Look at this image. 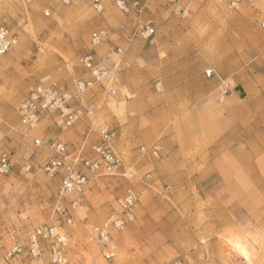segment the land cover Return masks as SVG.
<instances>
[{
	"label": "rangeland",
	"instance_id": "374dc122",
	"mask_svg": "<svg viewBox=\"0 0 264 264\" xmlns=\"http://www.w3.org/2000/svg\"><path fill=\"white\" fill-rule=\"evenodd\" d=\"M144 2L146 7L143 15L134 12L129 14L135 15L138 23L149 22L143 18L148 10V0ZM167 2L180 20L204 26L192 32L194 37L200 36L204 40L206 62L220 65L224 70L236 68L237 74L246 68L256 80L250 89V101L264 103V50L243 56L247 51V42H264V0L243 2L236 8L231 6L230 0ZM109 3L116 14L127 20L124 16L128 15L121 14L112 0H105L103 11L110 7ZM47 11L50 14L46 15ZM101 12L84 0H74L71 4H64L61 0H0V24L8 25L16 39L9 53L20 56L25 67L36 50L53 48L55 41L58 43L64 34L69 35L71 29L66 30L65 27L75 24V21H89L92 15ZM55 23L58 25L54 26ZM211 23H214L215 28L208 26ZM255 26L260 28L259 33L262 35L256 33ZM232 46L236 47L238 53L235 62L228 60ZM17 65L9 72L5 68L0 70V84L7 91H13L5 94L10 101L0 104V128L14 112L11 106L17 109L19 102L36 83L24 67ZM111 74L110 79L104 80L106 85L103 87L107 86L109 93V85L114 83L118 92L110 95L115 97L122 93V88L115 74ZM3 85H0L3 87L0 88L1 92L6 91ZM226 89L222 91L221 101L226 96ZM122 94L127 100L133 97L128 89ZM126 94L129 98L124 96ZM167 101L172 103L173 96L169 95ZM21 127V134L31 133L22 124ZM3 135L0 132V137ZM29 142L21 151L0 141V146L12 152L15 163L12 173L0 175V241L3 245L0 249V264H46V259L37 261L24 254L5 260L4 251L12 244V231L22 235L40 224L59 223L54 207L60 179L50 177L41 169V162L50 154L46 147L38 148L29 159L25 158L34 147ZM169 142H127L123 147L115 142L116 151L124 159L126 172L131 173L127 177L122 174H89V183L81 195L78 208L73 212V225L66 227L70 233L68 264H264V191L260 192L261 196L256 200L250 199L248 191L243 188H236L230 196L229 192L221 189L218 201L213 192L200 188L196 157H191L190 152L179 153L177 147L182 145L181 142L173 146ZM142 146L158 147V154L145 153L141 150ZM237 159L241 160L242 169L263 164L262 158ZM26 164L30 166L28 170ZM131 174L134 175L132 178ZM146 174L150 177L142 180ZM244 176L255 175L236 174L238 184L239 178ZM129 185H134L140 193L135 219L122 231H113L112 246L116 256L106 259L92 227L102 224L118 209L117 199ZM65 202L68 204V201ZM240 247L247 252L248 258L240 252Z\"/></svg>",
	"mask_w": 264,
	"mask_h": 264
},
{
	"label": "crops",
	"instance_id": "0c3cea01",
	"mask_svg": "<svg viewBox=\"0 0 264 264\" xmlns=\"http://www.w3.org/2000/svg\"><path fill=\"white\" fill-rule=\"evenodd\" d=\"M147 5L143 18L156 29L150 41L134 36L138 23L135 15L124 16L127 20H123L110 6L89 21H75L65 27L71 29L69 35L55 41L53 48L36 50L27 67L20 56L9 53L11 50L0 56V70L9 72L19 64L36 83L57 81L72 90L76 79L91 78L81 58L93 53L98 63L112 69L122 93L128 89L133 96L128 100L122 93L112 97L107 86H96L83 97V102L95 109L93 119H84L70 128L44 119L28 135L21 134L18 111L11 106L14 112L0 128L4 133L0 141L23 151L28 139L31 145L35 138L59 140L70 151L89 155L99 127L105 124L118 130L119 147L127 142L170 141L172 146L181 142L177 150L196 157L198 184L203 191L213 192L214 198H220L221 189L230 196L239 187L248 191L250 199L258 200L264 191V112L257 111H264V103L250 101V89L256 84L254 75L246 68L239 71L240 75L236 68L224 70L209 64L204 56V40L192 32L204 26L180 20L167 0H148ZM213 24L208 26L215 28ZM95 30L106 34L99 46L92 44ZM254 30L262 35L259 27ZM117 47L123 53L117 52ZM245 47L243 56H249V52L263 51L264 42H247ZM237 57L236 47L232 46L228 60L235 62ZM209 69L213 70L210 77L205 74ZM8 92L0 93V104L10 101L5 95ZM169 95L173 96L172 103L167 101ZM238 157L262 158L263 164L242 169ZM249 173L255 176L240 177L238 184L236 174Z\"/></svg>",
	"mask_w": 264,
	"mask_h": 264
},
{
	"label": "built area",
	"instance_id": "2783aa9c",
	"mask_svg": "<svg viewBox=\"0 0 264 264\" xmlns=\"http://www.w3.org/2000/svg\"><path fill=\"white\" fill-rule=\"evenodd\" d=\"M31 2L32 0H26ZM74 0H61L64 4H71ZM96 11L105 9V0H84ZM173 1V0H172ZM253 0H230L232 7L236 8L243 2ZM115 8L123 15L137 13L143 15L145 10L144 0H112ZM48 14V13H46ZM264 28V22L262 23ZM156 33L151 22L137 23L134 36L143 40H150ZM106 35L104 31L92 34V44L102 42ZM16 43L8 25L0 24V56L7 54ZM117 52L123 53L118 47ZM264 65V54L262 55ZM83 65L90 71V79H76L71 90L66 85L57 81L36 83L28 92L26 98L17 107L22 126L30 131L44 119H49L56 126L70 128L84 119H93L95 109L83 102L84 95L96 86H104V80L111 78L112 71L102 66L95 60V55L89 53L81 58ZM208 77L213 70L206 71ZM109 85V93L113 96L118 92V87ZM129 98V95H124ZM27 134V132H26ZM118 130L109 125H102L99 129V139L92 146V153L83 155L69 150L68 145L59 140L45 141L35 138L34 147L25 155L29 159L40 147H46L49 151L47 159L41 162V169L50 177L60 179V187L57 193V203L54 213L59 223H44L34 227L22 235L12 231L10 239L12 244L4 251V259L10 260L15 256L24 254L37 261L47 260L46 264H68L67 247L70 242V233L67 226L73 225V212L78 208L81 195L89 183V174L94 175H119L128 176L130 171L125 170L123 157L116 151L115 142ZM145 153L157 155L159 148L141 147ZM11 151L0 146V175L7 176L12 173L15 163ZM30 166L26 164V170ZM125 170V172H124ZM134 175L131 174V178ZM150 177L146 174L142 180ZM129 178V179H131ZM68 201V204H66ZM140 202V193L134 185L126 187L123 195L117 199L118 209L115 210L102 224L93 226L94 232L102 254L106 259L116 256L113 231L119 232L125 229L134 219L136 207ZM3 247L0 241V249Z\"/></svg>",
	"mask_w": 264,
	"mask_h": 264
},
{
	"label": "bare ground",
	"instance_id": "6f19581e",
	"mask_svg": "<svg viewBox=\"0 0 264 264\" xmlns=\"http://www.w3.org/2000/svg\"><path fill=\"white\" fill-rule=\"evenodd\" d=\"M239 250L244 255V257L246 258L247 252L244 251V248L243 247H240ZM247 258H248V256H247Z\"/></svg>",
	"mask_w": 264,
	"mask_h": 264
}]
</instances>
